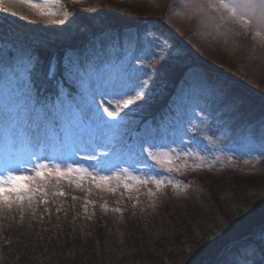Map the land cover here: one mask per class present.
I'll return each mask as SVG.
<instances>
[{
  "label": "rangeland",
  "instance_id": "374dc122",
  "mask_svg": "<svg viewBox=\"0 0 264 264\" xmlns=\"http://www.w3.org/2000/svg\"><path fill=\"white\" fill-rule=\"evenodd\" d=\"M92 1L59 0L53 8L56 14L51 16L38 15L23 0H3L0 4V174L5 170L26 169L30 175L34 165L40 162L58 164L62 170L68 165L83 167L91 173L83 180L72 173L73 182L62 179L58 185L53 179L55 186L36 191L31 203L25 200L10 208L0 207V235L25 232L41 213L42 217L44 214L51 217L53 212L60 214L62 207L72 206L77 226L88 238L90 232L96 230L102 244L111 234L129 242L128 220L135 223L139 215L148 220L153 212L158 213L172 205V201L182 209L195 210L192 204L189 205L188 197L197 190L181 180V175L196 172L210 177L213 180H208L210 184L223 187L224 183L231 185L239 178L254 182L261 171L259 159L264 158V118L260 119L259 115L254 120L245 114L248 107L230 95L229 82L222 75L209 77L202 66L195 65L186 55L192 51L190 47L198 54L195 50L202 43L211 49L203 54L216 51L223 56V63L237 65L242 61L241 57H246L248 70V66L261 69L264 44L253 39L252 32L246 34L239 25H229L236 34L225 36L211 24L201 25L188 20L182 0H160L159 3L156 0H114L113 5L125 2L131 8L141 9L130 15L139 18L137 14L145 13L140 18L141 24L123 31L101 27L104 30L101 34L83 41L75 51L67 49L77 25L85 24L81 20L76 24L77 16L69 5L88 9L87 19L93 23L105 14L102 4L105 7L109 2L99 0L97 5L102 4L96 6ZM153 1L155 6H167L164 8L163 18L167 25L164 28L154 19L160 12L154 9ZM34 2L42 3L43 0ZM101 41L104 43L102 48ZM44 44H62L67 51L63 73L68 77L70 87L60 89L55 97L41 95L31 74L36 64H44L35 54V45ZM240 44L245 51L238 50ZM160 58L170 60L154 93H150L156 76L153 66ZM55 60L51 59L47 64L49 72L54 71ZM233 68L236 72L237 66ZM168 71L181 72L178 86H173L176 92L170 107L160 112L158 118L144 122L137 140L123 141L124 135L133 131L129 123L134 124L135 119L131 113H144L142 109H133L143 105L152 93L155 97L160 92H169L163 90L167 86L164 77ZM130 86H135V91L125 95ZM136 92L143 95L137 96ZM128 96L133 103L119 109V123L114 127L103 126V121L112 119L104 108L117 110V105ZM149 150L169 152L173 170L169 172L166 167L159 166L148 155ZM226 169L238 174L224 175L222 172ZM128 173L156 177L164 183L160 188L149 183L130 189H125L121 183L115 191L109 190L117 184L115 176L124 177ZM93 176L97 180L101 176L113 179L107 186L101 184L98 187ZM60 192L64 194L59 195ZM232 194L234 196L235 191ZM167 208L170 209L166 212L170 213L172 207ZM101 224L103 228L99 229ZM146 238L147 241L153 239ZM92 239L89 243L95 251L97 239ZM261 241L264 244V237ZM146 244L148 250L150 244ZM254 247H249L248 259L238 260L239 264L264 260ZM173 250L165 264H183L184 256L189 259L192 254L185 247L178 253ZM122 254L114 252L111 264H129ZM134 260L131 259L130 264H139L138 259Z\"/></svg>",
  "mask_w": 264,
  "mask_h": 264
},
{
  "label": "trees",
  "instance_id": "16d2710c",
  "mask_svg": "<svg viewBox=\"0 0 264 264\" xmlns=\"http://www.w3.org/2000/svg\"><path fill=\"white\" fill-rule=\"evenodd\" d=\"M96 1V6L102 4L97 5L99 0ZM113 1L107 0L109 3L105 7L102 4V11L105 14L101 15L100 20L95 19L96 22L93 23L87 19L89 18L88 9H83V7L77 9L69 5L75 17L77 16V19L74 17L76 24L79 20L85 24L77 25L78 29L71 36L70 47L67 49L72 48L75 51V48L83 45V41L100 33L103 30L101 27L123 31L125 27H138L141 24L142 19L140 18L145 16V13L137 14L139 18L130 17L141 9H136L135 6L131 8L125 2L116 3L114 6ZM156 1L160 2V0ZM152 4L154 9L160 12L154 16V19L160 27L164 28L167 26L163 18L166 13L164 8L167 6H155V1ZM194 30L195 28L192 27V31ZM41 41L50 42L47 39ZM51 46H54V49ZM190 48L192 51L187 52L186 58L193 60L195 65L202 66L208 72L209 77L214 74L222 75L230 84L228 90L230 95L233 94L242 100L245 108L248 107L245 114L254 120L258 119L259 115H261L260 119L264 118V64L261 69L248 66L250 67L248 70L246 57H241L240 61H242L237 65H229L223 63V56L220 57L216 51L203 54L207 49L209 51L211 49L202 43L198 44L195 50L198 54L192 47ZM65 49L66 47L62 44L35 45L37 56L44 62L41 66H36L32 72V78L38 85L37 89L41 95L49 94L53 97L58 91V80H63L65 70L64 58L67 55ZM238 50L245 51V48L240 44ZM54 58L57 59L55 60L57 72L52 74L47 64ZM167 65H164V74ZM236 66L237 70L233 72V67ZM169 71L164 77L167 79V86L163 88L164 91L169 90V92L166 94L160 92L152 97L151 101L149 100L147 106L142 108L147 114L145 117H155L163 112V109L165 111L175 96L173 86L178 85L181 72L178 74L176 71ZM259 164L261 171L257 176L254 173L256 176L254 182L239 178L231 185L224 183L223 187L210 184L208 182L212 180L210 177L209 179L197 173L183 175L185 183L193 186L198 192L197 195L188 197L189 205L192 204L195 210L182 209L176 201H172V205H167V207H172L169 210L170 213L166 212L170 208L165 207L158 213L153 212L152 218L148 220L141 215L136 218L135 223L128 220L126 233L129 232V240L134 242L132 245L129 243L131 241H122L112 234L107 236L105 243L102 244L98 236L100 233L98 231L95 233L96 230H92L88 238L80 232L82 228L77 226V218L73 214L72 206L62 207L60 214L53 212L51 217L46 214L42 217L41 213L32 224L28 225L25 232L16 231L8 235H0V264H111V256L114 252L123 253L121 255L123 260L129 261V264L131 259L136 258L139 264L144 260L146 264H165L170 258L172 249L178 253L184 247L191 250L192 254L189 259H186L187 255L184 256L183 264H239L238 260L248 259L247 251L253 245H256L255 249L259 257L264 258V244L261 241L264 237V158L259 161ZM223 171L224 175L236 176L238 174L232 169ZM232 191H235L234 196ZM67 201H69L68 198ZM65 210L68 212L64 213ZM159 221H162L161 225ZM148 224L150 225L149 230ZM101 227L102 224L98 226L99 229ZM134 231L136 233L132 237L131 234ZM146 236L153 239L147 241ZM92 237L97 239L94 241L95 246H98L95 251L89 243ZM146 241L150 244L148 250ZM263 263L264 260L261 259L255 264Z\"/></svg>",
  "mask_w": 264,
  "mask_h": 264
},
{
  "label": "snow or ice",
  "instance_id": "6c2138e0",
  "mask_svg": "<svg viewBox=\"0 0 264 264\" xmlns=\"http://www.w3.org/2000/svg\"><path fill=\"white\" fill-rule=\"evenodd\" d=\"M28 6L35 10L38 15L51 16L56 13L53 11L54 6L59 0H43L42 3H35L34 0H23ZM3 0H0V4ZM184 15L188 20H195L198 24H211L212 27L219 33L225 36L235 35L234 29L229 25H239L245 30V33L252 32L253 39H258L264 44V0H182ZM221 30H223L221 32ZM142 86V85H141ZM135 91V86H130L126 89L125 95L128 92ZM137 96L143 95L142 92H136ZM133 103L131 96L123 99L117 105V110L110 111L104 108L111 120L103 121V126L114 127L119 123V109L128 108ZM103 118L101 117V120ZM107 146V145H105ZM148 155L157 162L161 167H166L169 172L172 169V158L169 152H153L148 151ZM127 171V170H125ZM72 173H76L80 180L85 178V175L91 176L87 169L83 167H73L68 165L65 169H61L58 164L36 163L32 169V174H27L26 169H20L18 172L13 170H5L4 174H0V207H12L14 203L20 204L28 200L31 203L32 197L36 191H42L44 188H51L53 179L58 185L62 179L72 181ZM117 184L109 190L115 191L121 183L125 189H130L136 185L147 186L149 183L155 184L160 188L164 181L156 177H141L128 173L121 177L117 175L114 177ZM113 177H92L93 182L97 186L101 184L107 186ZM172 183V181H168ZM63 195V192L58 193ZM151 194V190H150ZM119 210V209H117Z\"/></svg>",
  "mask_w": 264,
  "mask_h": 264
}]
</instances>
